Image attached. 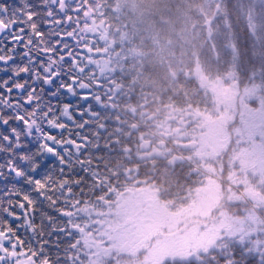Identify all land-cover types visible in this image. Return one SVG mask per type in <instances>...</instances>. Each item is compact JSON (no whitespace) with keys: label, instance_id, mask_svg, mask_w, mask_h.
<instances>
[{"label":"flooded vegetation","instance_id":"obj_1","mask_svg":"<svg viewBox=\"0 0 264 264\" xmlns=\"http://www.w3.org/2000/svg\"><path fill=\"white\" fill-rule=\"evenodd\" d=\"M55 6L65 34L72 33L69 43L81 53L78 67L92 97L89 142L77 157L83 164L72 170L73 179L81 183L70 180V191L58 185L53 193L63 214L49 210L54 219L44 227L48 241L44 256L33 257L31 248L25 252L13 236L0 235V260L3 264H183L199 260L201 253L185 260L181 233L169 230L175 204L164 188L174 180L177 165L188 164L190 172L199 177L188 162L203 160L201 164L207 167L208 159L215 162L224 155L226 147L203 142L200 129L210 113L178 106L179 117H159L175 126L157 127L159 134L156 131L154 137L147 131L152 119L140 121L133 110L140 97L121 84L127 77L124 72L138 59L128 55L132 40L126 38L122 10L112 8L118 22L111 25L105 10L92 7L88 0H57ZM243 124L247 132V121ZM204 184L213 185L208 178ZM189 191L196 187L187 188L182 197ZM170 236H177L179 242ZM26 237L32 240L33 233L29 231ZM13 241L16 247H4Z\"/></svg>","mask_w":264,"mask_h":264},{"label":"snow or ice","instance_id":"obj_2","mask_svg":"<svg viewBox=\"0 0 264 264\" xmlns=\"http://www.w3.org/2000/svg\"><path fill=\"white\" fill-rule=\"evenodd\" d=\"M56 3L0 0V235L13 236L33 257L48 246L49 210L63 214L57 186L70 191V180L81 183L72 170L83 164L77 157L94 115L81 53L69 43Z\"/></svg>","mask_w":264,"mask_h":264},{"label":"trees","instance_id":"obj_3","mask_svg":"<svg viewBox=\"0 0 264 264\" xmlns=\"http://www.w3.org/2000/svg\"><path fill=\"white\" fill-rule=\"evenodd\" d=\"M88 1L92 7L105 10V18L111 25L118 22L111 7L122 0ZM123 1L126 2L122 6L123 24L130 28L128 38L132 40L128 55L135 54L138 59L131 63L130 70L124 72L127 77L121 79V84L128 93H137L140 97L133 104L138 120L148 116L160 117L164 111L160 106L163 105L208 112L210 100L202 92L198 79L194 75L180 78L178 74L173 79L171 75L182 46V33L184 47L192 49L191 62L195 61L194 55L197 54L204 75L226 81L233 74L239 85L264 88V0ZM184 57L182 55L181 60ZM241 126L244 127L242 123ZM240 132L245 134L242 128ZM229 147L215 162L207 160V165L216 172L221 171L222 175L227 173ZM195 162L203 164L204 161ZM172 175L174 180H170L164 190L168 200L174 204L180 202L187 188H198L204 184L203 178L192 174L187 165H177ZM245 207L242 201L215 210L206 208L210 216L218 218L222 212L229 216L224 221L232 237L218 249L208 248L201 252L199 260L184 261L183 264H261L264 260V224L252 233V228L240 220L246 219ZM192 211L197 214L193 220L198 219L193 225L199 227L204 211L202 208ZM261 213L264 216V211ZM212 225L220 227L209 224L210 231Z\"/></svg>","mask_w":264,"mask_h":264},{"label":"rangeland","instance_id":"obj_4","mask_svg":"<svg viewBox=\"0 0 264 264\" xmlns=\"http://www.w3.org/2000/svg\"><path fill=\"white\" fill-rule=\"evenodd\" d=\"M125 3L123 0L119 1L111 8L117 7L124 13ZM125 27H127L126 38H128L130 28L127 25ZM183 39L182 33V41H180L182 46L179 47L178 55L185 57L181 60L178 56L174 62L172 78L175 79L178 74L180 78L185 75H194L198 79L200 87L203 88L202 92L211 104V107L207 109L210 114L203 120L204 127L201 126L200 129L204 135L203 142L209 145L217 144L218 148L230 146V156L226 157L227 173L222 175L221 171L216 172L207 166V170L214 176L209 177L213 185L208 188L206 184H203L196 188V191H189L190 193L185 194L184 198L181 197L180 202L173 207L175 215L171 220L172 224H169V230L181 233L178 237L181 236L183 239V256L186 260L193 253L198 257L208 248L218 249L227 238L232 237L224 221L228 220L229 216L222 212L218 218L212 215L211 217L206 208L215 210L234 202L244 201L245 210H247L244 216L246 219L240 220L252 228V233L264 224V216L261 215V210L264 211V88L260 85H239L233 74H230L226 81L208 74L204 75L197 54L194 55L195 61L191 62L193 61L190 53L192 49L184 47ZM160 107L161 111L164 110L162 115L167 119L171 120L172 116L176 118L180 116L175 106ZM184 113V118H187L186 111ZM148 118L152 119L150 128L155 132L159 126L163 127L162 130L167 126H175L172 121L166 122L165 118L150 116ZM244 120L248 123L247 132L241 126V123L244 125ZM192 126L196 127L197 124ZM241 128L245 130L244 135L240 132ZM156 133L159 134L158 131ZM201 208L204 211V218L200 216L201 221L197 227L193 225L198 220H193L197 214L192 210H201ZM219 222L221 223L217 224ZM212 223L220 227L212 225L213 229L210 231L209 224ZM169 239L180 240L177 236H170Z\"/></svg>","mask_w":264,"mask_h":264},{"label":"water","instance_id":"obj_5","mask_svg":"<svg viewBox=\"0 0 264 264\" xmlns=\"http://www.w3.org/2000/svg\"><path fill=\"white\" fill-rule=\"evenodd\" d=\"M98 53H99V52H95L94 54H95V55H98ZM90 54H91V52H90ZM194 146H195V144H193L191 147L193 148Z\"/></svg>","mask_w":264,"mask_h":264}]
</instances>
